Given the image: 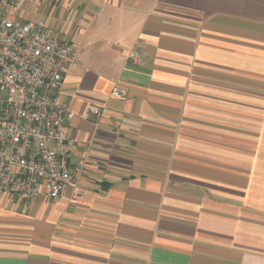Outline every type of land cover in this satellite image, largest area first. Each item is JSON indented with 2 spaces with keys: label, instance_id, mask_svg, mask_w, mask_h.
<instances>
[{
  "label": "crops",
  "instance_id": "0c3cea01",
  "mask_svg": "<svg viewBox=\"0 0 264 264\" xmlns=\"http://www.w3.org/2000/svg\"><path fill=\"white\" fill-rule=\"evenodd\" d=\"M11 14L74 47L58 97L77 184L54 201L0 188V264H264V0H24Z\"/></svg>",
  "mask_w": 264,
  "mask_h": 264
},
{
  "label": "built area",
  "instance_id": "2783aa9c",
  "mask_svg": "<svg viewBox=\"0 0 264 264\" xmlns=\"http://www.w3.org/2000/svg\"><path fill=\"white\" fill-rule=\"evenodd\" d=\"M23 2L0 0V188L22 201H54L77 184L67 164L76 141L65 132L75 115L58 97L74 47L50 34L44 21L14 17ZM141 51L137 41L128 59L136 63ZM110 96L122 99L125 92L114 87ZM102 115L91 105L84 118L97 125ZM83 169L81 163L75 171Z\"/></svg>",
  "mask_w": 264,
  "mask_h": 264
}]
</instances>
